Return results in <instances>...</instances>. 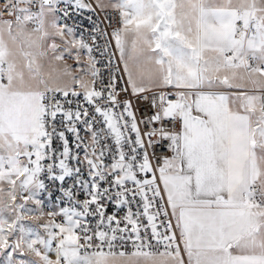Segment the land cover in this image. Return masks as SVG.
I'll return each instance as SVG.
<instances>
[{"label": "snow or ice", "instance_id": "6c2138e0", "mask_svg": "<svg viewBox=\"0 0 264 264\" xmlns=\"http://www.w3.org/2000/svg\"><path fill=\"white\" fill-rule=\"evenodd\" d=\"M133 258L264 264V0H0V264Z\"/></svg>", "mask_w": 264, "mask_h": 264}, {"label": "built area", "instance_id": "2783aa9c", "mask_svg": "<svg viewBox=\"0 0 264 264\" xmlns=\"http://www.w3.org/2000/svg\"><path fill=\"white\" fill-rule=\"evenodd\" d=\"M99 11V10H98ZM103 16V14L101 13V17ZM84 23H85V25H87V21L85 20L84 21ZM102 71H104V69L102 68ZM106 74V73H105ZM141 114H143V113H141ZM48 208H51V205H49L48 206ZM47 210V209H46ZM132 249H131V247H129V249H128V251L130 252Z\"/></svg>", "mask_w": 264, "mask_h": 264}, {"label": "rangeland", "instance_id": "374dc122", "mask_svg": "<svg viewBox=\"0 0 264 264\" xmlns=\"http://www.w3.org/2000/svg\"><path fill=\"white\" fill-rule=\"evenodd\" d=\"M134 261H139V264H144V261L142 258H133Z\"/></svg>", "mask_w": 264, "mask_h": 264}]
</instances>
